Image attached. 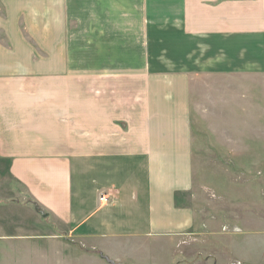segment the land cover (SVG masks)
I'll list each match as a JSON object with an SVG mask.
<instances>
[{"label":"crops","instance_id":"0c3cea01","mask_svg":"<svg viewBox=\"0 0 264 264\" xmlns=\"http://www.w3.org/2000/svg\"><path fill=\"white\" fill-rule=\"evenodd\" d=\"M44 1L49 33L29 34L23 0L0 18V220L108 251L122 235L191 233L198 89L149 49L158 12L183 0Z\"/></svg>","mask_w":264,"mask_h":264},{"label":"rangeland","instance_id":"374dc122","mask_svg":"<svg viewBox=\"0 0 264 264\" xmlns=\"http://www.w3.org/2000/svg\"><path fill=\"white\" fill-rule=\"evenodd\" d=\"M23 1L29 34L49 33L50 6ZM199 1L190 0L189 10L177 9L186 6L183 0L159 11L151 35L156 42L149 48L165 52L166 67L190 72L198 89L191 233L122 235L108 251L59 233L45 220L3 218L0 264H110L105 255L125 264H264V0H204L205 10L198 9ZM4 34L0 27V37Z\"/></svg>","mask_w":264,"mask_h":264},{"label":"built area","instance_id":"2783aa9c","mask_svg":"<svg viewBox=\"0 0 264 264\" xmlns=\"http://www.w3.org/2000/svg\"><path fill=\"white\" fill-rule=\"evenodd\" d=\"M107 199H109L108 195L103 194L101 196V201H104V200L107 201Z\"/></svg>","mask_w":264,"mask_h":264},{"label":"water","instance_id":"95a60500","mask_svg":"<svg viewBox=\"0 0 264 264\" xmlns=\"http://www.w3.org/2000/svg\"><path fill=\"white\" fill-rule=\"evenodd\" d=\"M107 261L110 262L111 264H122V263H116L114 260L106 257Z\"/></svg>","mask_w":264,"mask_h":264}]
</instances>
